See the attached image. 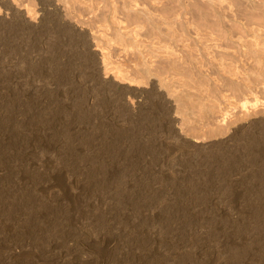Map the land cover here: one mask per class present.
Instances as JSON below:
<instances>
[{
  "label": "rangeland",
  "instance_id": "obj_1",
  "mask_svg": "<svg viewBox=\"0 0 264 264\" xmlns=\"http://www.w3.org/2000/svg\"><path fill=\"white\" fill-rule=\"evenodd\" d=\"M0 264H264V0H0Z\"/></svg>",
  "mask_w": 264,
  "mask_h": 264
},
{
  "label": "bare ground",
  "instance_id": "obj_2",
  "mask_svg": "<svg viewBox=\"0 0 264 264\" xmlns=\"http://www.w3.org/2000/svg\"><path fill=\"white\" fill-rule=\"evenodd\" d=\"M130 2H131V1H130ZM139 3H140V2H139ZM130 4H131V3H130ZM203 6H204V5H203ZM255 7H257V6H255ZM259 7H260V6H259ZM259 7H258V8H259ZM205 8H206V6H205ZM205 8H204V9H205ZM260 8H261V7H260ZM206 10H208V9H206ZM240 13H241V12H240ZM243 13H244V12H243ZM244 14H247V13H244ZM246 16H247V15H246ZM247 17H248V16H247ZM130 19H131V18H130ZM247 19H248V18H247ZM262 19H263V18H262ZM262 19H260V20L262 21ZM258 20H259V19H258ZM260 20H259V21H260ZM197 22H198V21H197ZM198 23H199V22H198ZM198 23H197V25L200 26V25H201V24H200L201 22L199 23L200 25H199ZM262 23H263V22H262ZM214 25H215V24H214ZM200 27H201V26H200ZM196 28H197V30L200 29V31H198V32L204 31V29H203V24H202V29H203V30H202L201 28L198 29V27H196ZM197 30H195V31H197ZM208 30H209V29H208ZM205 31H206V30H205ZM209 31H211V30H209ZM202 33H203V32H202ZM196 34H198V33H196ZM200 35H201V34H200ZM212 35H213V34H212ZM199 37H200V36H199ZM199 37H198V39H200ZM214 37H215V36H214ZM214 37H213V38H214ZM243 38H244V37H243ZM170 39H172V38H170ZM170 39H169V40H170ZM172 40H173V39H172ZM214 40H215V39H214ZM176 41H177V40H176ZM178 41H179V40H178ZM214 42H215V41H214ZM128 44H129V46H131V45H130V44H131L130 42H129ZM169 44H170V43H169ZM189 46H190V45H189ZM170 47H171V46H170ZM182 47L184 48V46H182ZM185 48H186V47H185ZM200 48H201V47H200ZM171 49H172V48H171ZM203 52H204V51H203ZM254 53H256V52H254ZM255 55H256V54H255ZM183 64H184V63H183ZM172 66L174 67V65H172ZM182 66H183V65H182ZM183 67H186V66H183ZM183 67H181V70H182ZM187 67H188V66H187ZM179 68H180V67H179ZM190 68H191V67H190ZM171 69H174V68H171ZM191 69H192V68H191ZM143 71H144V70H143ZM156 71H157V70H156ZM175 71H176V70H175ZM190 72H191V70H190ZM144 73H146V72H144ZM149 73H150V72H149ZM151 73H152V72H151ZM192 73H193V72H192ZM152 74H153V73H152ZM152 76H153V75H152ZM155 76H156V74H155ZM157 76H158V75H157ZM157 76H156V77H157ZM141 78H142V77H141ZM144 78H145L146 80L149 79V78L147 79V77H145V75H144ZM186 79H187V78H186ZM159 80H160V79H159ZM161 80H162V79H161ZM188 80H189V79H188ZM188 80L185 81V82H188V83H189ZM148 81H149V80H148ZM146 82H147V81H146ZM146 82L144 81V83H146ZM160 82H161V81H160ZM161 84H162V83H161ZM161 84H160V85H161ZM185 84H186V83H185ZM186 85H187V84H186ZM184 86H185V85H184ZM160 87H162V86H160ZM184 89H185V88H184ZM183 91H184V90H183ZM169 93H170V92H169ZM183 94H184V93H183ZM175 95H176V93H175ZM185 95H186V94H185ZM178 96H179V95H178ZM180 96H181V95H180ZM188 96H189V95H188ZM185 97H186V96H185ZM176 98H177V97H176ZM182 98H183V97H182ZM186 98H187V97H186ZM177 99H178V98H177ZM182 100H183V99H181V102H182ZM187 100H188V99H187ZM172 101H173V100H172ZM183 101H184V100H183ZM178 105H179V104H178ZM188 106H189V105H188ZM180 112H181V111H180ZM180 112H179L178 114H180ZM176 113H177V111H176ZM183 113H184V112H183ZM183 113H182V114H183ZM225 120H226V119H225ZM229 125H230V122H227L226 124H223V123H222V124H220V125L217 124V128H215V129H216L218 132H221V131H222V128H225V127L227 128ZM212 129H213V128H212ZM211 132H212V131H211Z\"/></svg>",
  "mask_w": 264,
  "mask_h": 264
}]
</instances>
